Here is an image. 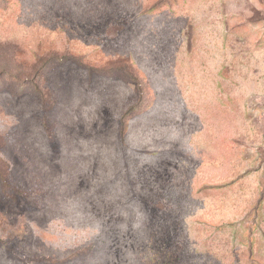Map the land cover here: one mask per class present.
<instances>
[{
    "label": "rangeland",
    "instance_id": "obj_1",
    "mask_svg": "<svg viewBox=\"0 0 264 264\" xmlns=\"http://www.w3.org/2000/svg\"><path fill=\"white\" fill-rule=\"evenodd\" d=\"M0 264H264V0H0Z\"/></svg>",
    "mask_w": 264,
    "mask_h": 264
}]
</instances>
